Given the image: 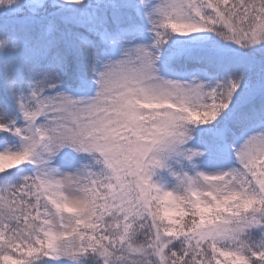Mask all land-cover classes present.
<instances>
[{
    "label": "snow or ice",
    "instance_id": "snow-or-ice-1",
    "mask_svg": "<svg viewBox=\"0 0 264 264\" xmlns=\"http://www.w3.org/2000/svg\"><path fill=\"white\" fill-rule=\"evenodd\" d=\"M0 264H264V0H0Z\"/></svg>",
    "mask_w": 264,
    "mask_h": 264
}]
</instances>
